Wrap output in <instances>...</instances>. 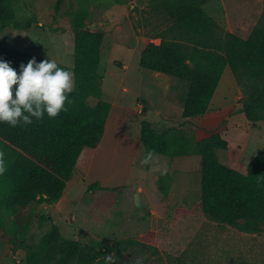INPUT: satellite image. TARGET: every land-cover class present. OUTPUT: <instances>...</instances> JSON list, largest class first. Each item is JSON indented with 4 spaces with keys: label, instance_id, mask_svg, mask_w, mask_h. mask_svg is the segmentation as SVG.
Wrapping results in <instances>:
<instances>
[{
    "label": "rangeland",
    "instance_id": "obj_1",
    "mask_svg": "<svg viewBox=\"0 0 264 264\" xmlns=\"http://www.w3.org/2000/svg\"><path fill=\"white\" fill-rule=\"evenodd\" d=\"M56 1L15 2L24 29L0 24V45L73 69L69 14L85 5L90 13L86 29L105 35L99 85L102 100L114 110L102 148L83 152L58 203L32 205L20 217H10L0 201V264H27V249L40 245L52 228L83 248L104 249L126 238L152 247L144 254L137 248L126 255L128 263L264 264V235L221 226L200 213V156L154 154L148 163L140 139L142 120L158 131L171 129L170 138L181 134L203 138L218 132L229 144L228 150L217 151L220 163L246 172L264 147V121L254 126L241 113L249 95L247 84L239 85L226 68L206 118L208 128L216 129L199 127L203 117L187 124L182 112L164 104L178 105L185 85L140 67L142 50L148 43H160L157 37L165 30L150 12L151 0H64L59 13ZM205 10L225 24L218 23L224 31L231 27L246 39L262 16L263 0H212ZM96 103L97 99H89V104ZM165 172L172 175L168 197L158 188L159 176Z\"/></svg>",
    "mask_w": 264,
    "mask_h": 264
},
{
    "label": "trees",
    "instance_id": "obj_2",
    "mask_svg": "<svg viewBox=\"0 0 264 264\" xmlns=\"http://www.w3.org/2000/svg\"><path fill=\"white\" fill-rule=\"evenodd\" d=\"M0 0V24L24 29L17 20L14 3ZM86 3L91 0H84ZM133 2L134 0H124ZM212 0H151L150 12L165 26L140 55V67L167 75L186 87L178 102L182 117L206 115L226 68L239 85L247 84L249 95L241 113L254 126L264 121V0L258 24L248 38L224 31L204 9ZM64 0H57L61 11ZM74 31V88L66 111L56 118H33L28 125L0 123V201L10 217H20L32 205L52 206L64 196L84 150H96L102 143L112 114V105L102 100L99 67L105 35L86 29L90 13L85 5L69 14ZM33 57L0 45V59L12 67ZM97 99L95 105L89 99ZM171 129L158 131L148 120L140 122V139L149 163L154 154L171 158L198 155L201 158L200 213L221 226L250 235H264V147L240 172L220 163L217 151L229 144L218 132L203 138L181 134L170 138ZM172 175L159 176V191L168 197ZM96 186L93 185L91 189ZM41 218H44L41 216ZM151 250L150 245L126 238L108 243L103 249L83 248L60 237L56 228L40 245L27 249V264H106L112 254L115 264H134L126 255Z\"/></svg>",
    "mask_w": 264,
    "mask_h": 264
},
{
    "label": "clouds",
    "instance_id": "obj_3",
    "mask_svg": "<svg viewBox=\"0 0 264 264\" xmlns=\"http://www.w3.org/2000/svg\"><path fill=\"white\" fill-rule=\"evenodd\" d=\"M74 88V74L51 58L37 61L35 57L19 69L0 59V123L9 126L28 125L33 118H56L66 111V102ZM2 156V153H0ZM4 169L0 166V173ZM106 264H115L106 254Z\"/></svg>",
    "mask_w": 264,
    "mask_h": 264
},
{
    "label": "crops",
    "instance_id": "obj_4",
    "mask_svg": "<svg viewBox=\"0 0 264 264\" xmlns=\"http://www.w3.org/2000/svg\"><path fill=\"white\" fill-rule=\"evenodd\" d=\"M212 2V1H211ZM211 2H209L207 5H205V7H207L208 5H210V3ZM205 7H204V9H205ZM207 12V11H206ZM208 13V12H207ZM211 17H213L220 25H222V26H224L225 24H223V22H219V20L214 16V15H212V14H210V13H208ZM226 29H227V31H229V32H231V33H234L235 34V30L234 29H232L231 27H226ZM238 35V34H237ZM239 36V35H238ZM241 37V36H240ZM243 38V37H242ZM246 38H248V37H246ZM153 72V71H152ZM154 74H159L160 76H162L165 80H173V78L172 77H169V76H167V75H164V74H160V73H157V72H154ZM214 98V97H213ZM161 101L162 102H164V100L163 99H161ZM149 104L151 105L152 103L151 102H149ZM149 104H146V105H148L149 106ZM154 104V103H153ZM164 104H166V106H167V108L170 110V109H172V108H176L179 112H180V114H181V106H179V105H177V104H175L174 102H172V101H166V102H164ZM112 105V104H111ZM125 109V108H124ZM209 109H210V107H209ZM114 109H113V105H112V111H113ZM159 114H162L161 112H159ZM208 116H209V111H208V113L206 114V115H204V116H202L203 117V121H201V123H198L197 125L199 126V127H204V128H207L208 130H213V129H216V128H213V129H210V128H208L209 127V124H207V119L206 118H208ZM201 117V118H202ZM194 119V118H193ZM193 119H183L184 120V122H187V124H189V122H193ZM206 122V123H205ZM107 129H108V126H107ZM107 129H106V131H107ZM105 135H106V133H105ZM209 135V134H208ZM106 137V136H105ZM105 137H104V139H103V141H102V143H101V148H102V146H103V144H104V142H105ZM204 137H206V136H204ZM100 146L96 149V150H94V151H98L99 150V148H100ZM85 151V150H84ZM83 151V152H84ZM83 154V153H82ZM81 158V157H80Z\"/></svg>",
    "mask_w": 264,
    "mask_h": 264
}]
</instances>
